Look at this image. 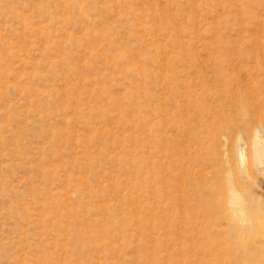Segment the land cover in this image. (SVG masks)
<instances>
[{"label":"rangeland","instance_id":"374dc122","mask_svg":"<svg viewBox=\"0 0 264 264\" xmlns=\"http://www.w3.org/2000/svg\"><path fill=\"white\" fill-rule=\"evenodd\" d=\"M256 134L264 0H0V264H264Z\"/></svg>","mask_w":264,"mask_h":264},{"label":"bare ground","instance_id":"6f19581e","mask_svg":"<svg viewBox=\"0 0 264 264\" xmlns=\"http://www.w3.org/2000/svg\"><path fill=\"white\" fill-rule=\"evenodd\" d=\"M248 133V132H247ZM247 136V135H246ZM254 164L259 167L262 172H264V142L263 140L256 134L254 138ZM232 146V145H231ZM235 154L237 158L238 168L242 173H245L244 171V163H243V155H242V149L240 146L235 147ZM228 161H232V158ZM231 166V164L229 165ZM252 168V167H251ZM251 170V169H250ZM216 185V184H215ZM228 195L224 194V197H222L223 204H219V207L217 206V212L219 208L225 209L226 205L230 209L229 218L235 222V224L238 225V234L240 236H244L247 234L249 227H250V221L248 218L247 213V207L245 204L246 197L244 196V193L242 191V188L239 186L238 183L231 182L229 183V189H228ZM219 192V191H218ZM219 196V195H218ZM221 196V195H220ZM227 198V200H226ZM216 211V210H215ZM261 235L264 238V227L261 228L260 231Z\"/></svg>","mask_w":264,"mask_h":264}]
</instances>
